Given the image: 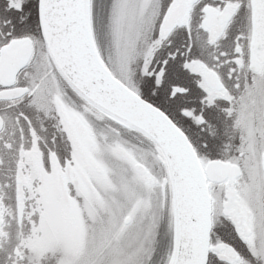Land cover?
Instances as JSON below:
<instances>
[{
	"label": "snow or ice",
	"instance_id": "6c2138e0",
	"mask_svg": "<svg viewBox=\"0 0 264 264\" xmlns=\"http://www.w3.org/2000/svg\"><path fill=\"white\" fill-rule=\"evenodd\" d=\"M0 264H264V0H0Z\"/></svg>",
	"mask_w": 264,
	"mask_h": 264
}]
</instances>
